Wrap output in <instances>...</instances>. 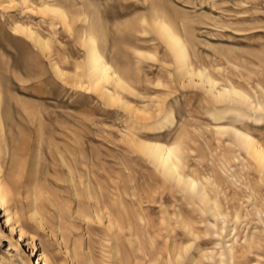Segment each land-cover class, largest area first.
<instances>
[{
	"label": "rangeland",
	"instance_id": "rangeland-1",
	"mask_svg": "<svg viewBox=\"0 0 264 264\" xmlns=\"http://www.w3.org/2000/svg\"><path fill=\"white\" fill-rule=\"evenodd\" d=\"M161 21L256 108L183 76ZM91 31L125 87L94 86ZM0 125V264H219L205 254L234 236L231 264H264V177L218 130L264 148V0H0ZM155 141L178 147L192 193L145 153Z\"/></svg>",
	"mask_w": 264,
	"mask_h": 264
},
{
	"label": "bare ground",
	"instance_id": "bare-ground-1",
	"mask_svg": "<svg viewBox=\"0 0 264 264\" xmlns=\"http://www.w3.org/2000/svg\"><path fill=\"white\" fill-rule=\"evenodd\" d=\"M46 10L54 14L60 15L62 16V18L64 17L63 12L56 7H48ZM64 22L66 23L67 21L64 20ZM158 25H159L160 32L163 33L162 38L165 40L167 45L176 54L177 62L181 70L184 72L183 76L184 75L188 76L191 80L194 79L195 77H198L199 83L207 87L208 89L207 91L211 94L212 98L218 102L236 100L237 102L241 104L256 108V106H254L252 102L249 100L250 98L243 91L235 88L233 85H230L228 87H223L222 89L218 90L216 88L217 83L213 78H211L209 75H204V73L200 70L198 71L194 70L192 68V64L190 63L191 61L189 60L188 49L186 47V44L183 42V40L179 37V35L175 32V30L166 21H161L160 23H158ZM25 31L28 33L29 37L36 40V42L38 43L42 51H47L50 48V43L48 40L43 39L42 37L37 36V35L35 36V33L32 32L31 29H26ZM86 44L88 45L89 72H90V77L92 79V82L94 83V86L97 88L104 82H112L116 84L117 86L125 87V82H124L125 80L122 79V77L115 71V69H113L109 61L106 60L104 53L102 52L100 48L98 36L95 35L92 31L89 33L87 37ZM56 69H57V72H59V69L57 67ZM110 98L114 99L112 95L110 96ZM213 116H214V119L217 121H221L227 117L226 114H221V115L214 114ZM241 117L243 119L251 118L246 115H243V113L241 114ZM218 127H219L218 129L219 131H223V130L230 129V128L234 130L239 143L244 148L247 149L250 155H252L256 159L257 164H255L254 166L257 167V170L264 177V148L262 147V145L259 144L256 141V139L250 133L246 131L240 130L235 127L225 126V125H221ZM142 148L145 151V153L157 164V166L161 168L162 172H164V174L168 176L170 179L175 180L179 184H182L188 192H191L197 188L198 183L195 182L191 177L182 175L177 167L175 159L177 160L178 163H180V160H181L179 153H178V150H179L178 147L172 146V145H165L164 143L160 141H155V142L142 143ZM201 193H202V198L205 199V201H209L206 197V194L203 192ZM1 197L2 196H1V191H0V199ZM210 207H211L210 210L212 214L217 215V213L215 212V207L214 206H210ZM223 217L226 218V220L224 218L225 220L224 222H226L227 219L228 221H230L229 220L230 218H228V215H225ZM241 217L242 216H240L239 213L235 214L234 218L236 220L234 221L239 222ZM260 221L261 223L264 222L262 219ZM226 228L225 227L221 228L222 232H226ZM232 230H236V226H234ZM234 237L231 240H229L230 243L227 242L225 246L223 247V249L220 252H217L215 255L210 256L209 254L204 253L206 258H211L212 260H215V257H218L217 261L219 264H231L232 262L234 263L236 260L238 261V259L241 258V254L243 253H241V250L238 248L239 245L237 246L236 244L238 243V240L234 239ZM245 241L250 242V248L252 247L254 248L255 247L254 244L258 245L257 242L254 241V237H251V238L246 237ZM242 247L243 246H241V248ZM187 249H189V247H186V250ZM180 257L181 256H178V258Z\"/></svg>",
	"mask_w": 264,
	"mask_h": 264
}]
</instances>
